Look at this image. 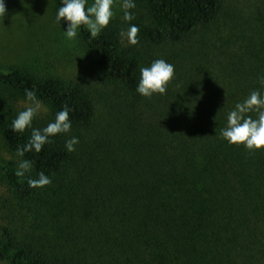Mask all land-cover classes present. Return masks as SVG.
Segmentation results:
<instances>
[{"label":"trees","instance_id":"1","mask_svg":"<svg viewBox=\"0 0 264 264\" xmlns=\"http://www.w3.org/2000/svg\"><path fill=\"white\" fill-rule=\"evenodd\" d=\"M136 1L141 9L131 23L140 29L137 45L121 42L119 32L127 27L125 22L110 21L95 38L79 29L88 59L101 78L133 97L125 101L126 117H120V127L107 129L91 155L66 152V135L61 134L52 137L40 153L17 157L33 162V178L44 171L56 179L72 167L79 168L86 182L83 199L97 226V238L89 241L84 235L83 241L69 235L55 243L36 232L3 225L0 260L9 264H264V151L248 152L219 137L227 111L260 86L264 17L240 43L226 41L222 49L217 48L216 61L208 64L220 70L221 77L205 81L209 95L201 90L195 105H182L183 109H156L135 92L139 65L145 62L143 47L180 43L212 29L221 19L225 0ZM58 6L59 0H53L54 15ZM59 27L64 28L63 22ZM205 50L201 46L198 53ZM25 88L35 89L48 109L33 119V127H43L64 104L72 109L68 135L80 139L83 130L93 127L97 100L84 81L24 68L5 71L0 64V132L12 155L31 130L11 131L10 122L22 109L9 94L24 99ZM15 167L13 161L0 163V180L18 202L34 200L40 189H31L24 178L16 177Z\"/></svg>","mask_w":264,"mask_h":264},{"label":"rangeland","instance_id":"2","mask_svg":"<svg viewBox=\"0 0 264 264\" xmlns=\"http://www.w3.org/2000/svg\"><path fill=\"white\" fill-rule=\"evenodd\" d=\"M135 2L136 8L131 10L134 15L141 9V4ZM5 6L6 14L0 18L3 70L24 68L42 75L55 74L84 81L93 90L97 100L95 123L92 128L83 130L79 139L82 145L76 147L77 154L82 151L90 154L107 129L115 131L120 127V117H126L125 101L133 97L101 78L88 59L79 29L76 40L64 38L63 29L54 20L53 0H5ZM114 11L113 20L124 22L118 4ZM263 17L264 0H225L221 19L212 29L202 30L180 43L144 46V65L158 57L175 65V79L170 82L167 93L143 97L144 102L156 109L179 110L182 105H195L193 100L201 90L204 96L209 95L205 81L210 76L221 77L220 70L208 64L216 61L214 53L222 49V43H240L245 34L253 33ZM201 46H206L205 54L198 53ZM9 97L19 109L24 107L23 99L11 94ZM43 108L40 114L48 112L45 105ZM18 160L7 150L0 132V163H17ZM78 169L72 167L67 175L52 179L50 185L40 188L34 200L24 203L14 199L8 185L0 180V227L11 225L20 232H36L55 243L65 241L69 235L79 236L83 241L96 239L97 226L91 211L86 210L82 194L86 191V182ZM6 199L9 201L5 204ZM3 264L9 263L3 261Z\"/></svg>","mask_w":264,"mask_h":264},{"label":"clouds","instance_id":"3","mask_svg":"<svg viewBox=\"0 0 264 264\" xmlns=\"http://www.w3.org/2000/svg\"><path fill=\"white\" fill-rule=\"evenodd\" d=\"M119 5L122 19L127 27L119 32L121 42L128 45L139 43V27L131 23L135 15L132 9L136 8L135 0H59L55 11V23L64 24L63 36L66 40L74 41L78 38V29L85 30L90 38L97 37L107 28L115 16L114 8ZM6 14L5 0H0V18ZM175 79V65L164 58H154L148 64L139 65V78L135 85V92L142 97L151 98L154 95L163 96L167 93L171 81ZM259 87L251 89L241 100L235 102L227 111L225 123L219 131V137L228 145L242 146L248 152L264 151V75L257 77ZM24 107L16 112L10 122L13 133H23L30 129L27 141L17 145L15 156L22 158L25 153H40L45 144L51 143L52 137L65 134L64 148L66 152L76 151L80 143L79 137L68 135L72 130L70 112L72 109L62 105L55 111L43 127H33V119L43 108L33 88L24 90ZM33 162L29 159H19L13 174L24 178L31 189H40L52 183L50 175L38 171L33 178L30 173ZM26 173L29 175L26 176ZM0 264L3 261L0 260Z\"/></svg>","mask_w":264,"mask_h":264}]
</instances>
